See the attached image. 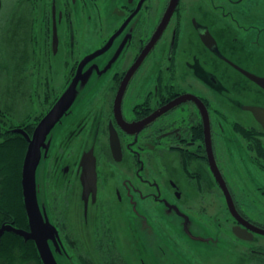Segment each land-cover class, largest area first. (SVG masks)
Listing matches in <instances>:
<instances>
[{"label":"flooded vegetation","instance_id":"af4514ba","mask_svg":"<svg viewBox=\"0 0 264 264\" xmlns=\"http://www.w3.org/2000/svg\"><path fill=\"white\" fill-rule=\"evenodd\" d=\"M8 1L0 28L22 36L18 70L23 73L33 55L36 67L53 69L60 60L63 68L65 87L44 116L72 83L84 87L59 125L62 138L48 156L44 193L36 179L38 200L60 240L70 245L62 230L77 222L76 213L100 225L116 220L114 213L144 209L162 230L159 236L148 228L151 251L174 259L177 254L162 248L163 240L173 238L155 216L164 212L170 225L173 214L172 224L182 225L176 219L185 213L190 227L216 222L215 234L227 236L222 239L231 251L229 264H264V222L239 199L255 193L262 203L247 207L264 208L257 194L264 198V110L258 117L250 109H264V86L257 78H264L261 1L177 0L140 65L173 0ZM11 4L19 12L12 14ZM92 27L102 36L97 45ZM44 116L6 131L18 135L25 150ZM94 162L96 183L93 176L83 177ZM59 198L68 214L61 223L55 220Z\"/></svg>","mask_w":264,"mask_h":264},{"label":"rangeland","instance_id":"374dc122","mask_svg":"<svg viewBox=\"0 0 264 264\" xmlns=\"http://www.w3.org/2000/svg\"><path fill=\"white\" fill-rule=\"evenodd\" d=\"M4 1V9L0 12V15L7 14L6 9L10 1ZM260 1L261 5L258 11L264 12V0ZM31 6L35 9V5ZM102 11L107 13L105 7H102ZM11 12L12 14L13 12H19V5L11 4ZM35 12L36 10H33V13ZM3 30L5 29L1 27L0 144L7 142L11 137L9 131H6L7 129L27 123L37 124L40 118L51 108L56 97L65 87L62 78L63 75H59V70H63L60 60L55 63L53 69H51V67L41 68L36 67L39 63V59L35 58L33 55V62L25 68L23 73L19 71L18 67H22L21 54L24 50L23 43L22 46L19 44V42L21 43L22 36H20L19 33L17 36H14L13 32L8 36L6 30L5 32ZM97 30L100 29L95 27L92 29L91 33L93 42L95 43V40H97L95 45L102 39L100 31ZM3 34H5V36ZM31 48H33V46ZM7 51L9 52L7 53ZM46 73L51 75L54 73V78L52 79ZM80 87L81 89L78 92ZM76 89L77 94L74 95L75 97L71 101L72 104L79 97L84 87L80 84ZM71 105L58 117L57 121H55L51 127L45 129L41 136V149L43 154L39 160H35L32 167L34 166V176L41 182L40 186L42 192H44L42 182L47 178V172L51 168L48 156L51 153L54 143L62 138V134H60L61 128H58L60 123H62L64 119L66 120L67 116L71 114ZM76 145L78 146V142H76ZM126 176L127 175H124V177ZM237 183L241 185V180H237ZM257 194L264 200L259 193ZM44 196L45 195H43V197ZM239 199L249 215L256 220L264 222L263 207H247L251 203H262V200L255 193H252L250 196L241 194ZM59 200H61V210L64 204L61 198H59ZM142 204H145V206L151 205V203L148 202ZM39 206L40 218L51 221L50 213L46 211L45 205L41 201H39ZM142 211L143 212H140V214H135L131 209H125V213L113 214V217L116 216V220L112 221L107 218L104 222L102 221L100 225L94 222L86 223L82 214L76 213L77 222L71 225L68 224V227L62 230L64 233L68 231V242L70 245L60 240L58 246H56L54 241L52 242L51 239H48L49 251L51 252L53 261L55 264H109L114 260V257H116V260L122 258L126 264H142L143 262H145V264H229L232 262L231 251L228 252V249L223 247L227 243L226 240L222 238H227V236L225 234L224 236L215 234L218 228L216 222L208 224L204 220L203 223L190 227L188 224V215L185 213L178 214L179 217L176 219L181 221L182 225H179L177 222V224H172L173 219L171 217L174 216L173 214H171L169 225L168 221L163 219L164 212L157 213L155 218L162 222L160 226L165 231L167 230L173 238L169 241L163 240L166 244L164 243L162 248L167 250L169 255L177 254V256L174 260L170 256L162 257L156 253L154 254L151 251V246L148 244V242L151 241V234L148 232V228L150 227V229L159 236L162 234V230L160 227H157L154 221H151V218L153 219L152 212L144 209ZM58 213L59 217H56L55 220L61 223V217L63 216L62 220L66 222L67 219L65 218H68L67 212L62 210L59 211L58 209ZM136 216L140 224L136 222ZM141 216H143L144 219H142ZM205 216L206 215H204V217ZM183 222L185 223L183 224ZM212 238H219L215 241L217 244H212ZM114 239H117L119 252L115 251L113 248L115 246ZM71 248H74L75 255ZM106 249L113 253L112 256ZM180 254H182V256Z\"/></svg>","mask_w":264,"mask_h":264},{"label":"trees","instance_id":"16d2710c","mask_svg":"<svg viewBox=\"0 0 264 264\" xmlns=\"http://www.w3.org/2000/svg\"><path fill=\"white\" fill-rule=\"evenodd\" d=\"M25 150L18 135L0 144V229L4 225L14 228L6 229L0 237V264H46L36 239L15 231L31 232L23 183ZM109 264L126 263L114 257Z\"/></svg>","mask_w":264,"mask_h":264},{"label":"water","instance_id":"95a60500","mask_svg":"<svg viewBox=\"0 0 264 264\" xmlns=\"http://www.w3.org/2000/svg\"><path fill=\"white\" fill-rule=\"evenodd\" d=\"M177 0H173L170 10H168L166 16L163 19V22L159 26L156 34L154 35L151 43L146 47L144 50L142 56L140 57L138 64L140 65L142 61L145 59L147 54L150 52L153 45L156 43V41L161 36L163 30L165 29V25H167V21L171 16V13L173 11V7L175 6ZM136 65V67H137ZM258 78V82L261 86H264V78ZM126 81H128V77L126 78ZM124 82L121 87V91L123 92L127 82ZM77 83L78 81L72 83L70 87L64 92L62 97L57 101V103L53 106V108L44 116V118L41 120V122L38 124L37 128L35 129L33 138H30V143L27 151V155L24 162V168H23V183H24V192L26 197V205L27 210L30 216V224H31V232L25 231V230H18L15 229L16 232L24 235L27 238H33L36 239L40 252L42 255V258L46 264H55L51 257V252L49 251V243L48 239H51L52 242L54 241V244L58 246V241L60 242L59 234L57 228L49 221V220H43L40 218V206L39 201L37 197V182L36 177L34 176V166L32 167L35 160H39L42 154L41 149V136L46 128L51 127L55 121H57L58 117L64 113L68 107L72 104V100L75 97L74 95L77 94ZM120 101V96L118 99V102ZM250 109L254 112L256 116L259 117L260 111L264 110L262 108L258 107H250ZM28 136V135H27ZM95 162L90 164L89 166H86V169L84 170L83 177H89L93 176V179L96 183V170H95ZM233 208V207H232ZM6 229H14L11 226L4 225L0 229V237L2 233ZM42 229V230H41ZM241 235V234H240ZM47 240V241H46Z\"/></svg>","mask_w":264,"mask_h":264}]
</instances>
